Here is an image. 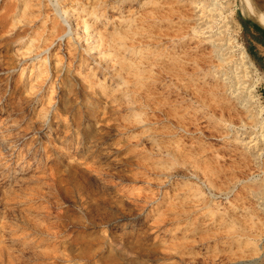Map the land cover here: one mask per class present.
Wrapping results in <instances>:
<instances>
[{
  "label": "rangeland",
  "instance_id": "obj_1",
  "mask_svg": "<svg viewBox=\"0 0 264 264\" xmlns=\"http://www.w3.org/2000/svg\"><path fill=\"white\" fill-rule=\"evenodd\" d=\"M7 1L0 264H264V140L240 96L264 118V74L243 2L204 8L225 16L207 28L194 0Z\"/></svg>",
  "mask_w": 264,
  "mask_h": 264
},
{
  "label": "bare ground",
  "instance_id": "obj_2",
  "mask_svg": "<svg viewBox=\"0 0 264 264\" xmlns=\"http://www.w3.org/2000/svg\"><path fill=\"white\" fill-rule=\"evenodd\" d=\"M12 1L13 0H8L7 1V3H8V5L9 4H11L12 3ZM28 1L29 0H19V2H20V5L22 4V6L20 7L19 5H18V12H20V11H22V12H24V10L27 8V6L29 5V3H28ZM32 1V0H31ZM52 1V4H53V6H54V8L57 10L56 12L58 13L59 12V9H58V7L59 6H61V3H62V1L63 0H51ZM101 1H103V4L105 5L106 3H105V0H90V3H92L93 5L95 4V5H99L100 4V2ZM137 1V0H136ZM206 1H208L206 4L204 3V1L203 0H194V9H196V11L198 12L197 13V15L199 16L198 17V24L201 26V25H205L204 27H207V28H209V27H211V26H213V24H212V22L214 21V20H216L217 18L216 17H219L220 15H222V13L219 15V16H215V14H214V16H213V14H206L205 12H204V8L205 9H208V10H215L216 12H218L217 10H219L220 9V11H221V9H225V8H227L228 7V5H229V3H230V1H225V5H223V1L222 0H205V2ZM242 2H243V4H244V6H245V11L247 12V13H249L251 16H253V17H255V19L258 21V22H260L262 25H264V12H256V11H258L259 10V5L257 4V3H254V1L252 2V0H241ZM30 2V1H29ZM37 3V1H35L34 2V4H36ZM51 3V2H50ZM31 4H33V2H31ZM177 5V4H176ZM174 6H175V4H174ZM178 7H181V6H179V5H177ZM37 10L38 11H44V8H41L40 7V5H38L37 7ZM229 8V7H228ZM35 10V9H34ZM15 11V8L14 7H11V8H9L8 7V12L10 13V12H14ZM31 11V10H30ZM66 11V10H65ZM195 11V12H196ZM5 6H0V21L1 20H4L5 18H7L8 17V15H10V14H5ZM204 12V14H205V16L206 17H203L202 16V13ZM209 12V11H208ZM211 12V11H210ZM245 12V13H246ZM189 13V12H188ZM224 13H226V12H224ZM226 14H229V13H226ZM58 15H59V13H58ZM217 15V14H216ZM61 16V15H60ZM223 17H225L224 15H222ZM227 16V15H226ZM61 17H63V16H61ZM221 17V16H220ZM227 18V17H226ZM225 18V19H226ZM61 19V18H60ZM92 19V18H91ZM221 19H222V17H221ZM228 20H229V17L227 18ZM38 20V19H37ZM61 20H63V21H65V18L64 19H61ZM224 20V19H223ZM218 21V20H217ZM221 21V20H220ZM225 21V20H224ZM35 22V21H34ZM66 23H67V21H65ZM229 22H230V20H229ZM36 23V22H35ZM219 23V21L218 22H216L215 24H218ZM222 23V22H221ZM224 23V22H223ZM227 23V22H226ZM230 23H232V22H230ZM48 24V23H47ZM84 24H85V27H87V26H89L88 25V23L86 22V21H84ZM228 24V23H227ZM227 24H225L226 26H227ZM64 25V24H63ZM232 25H234V24H232ZM231 25V26H232ZM191 26H193V25H191ZM199 26V27H200ZM216 26V25H215ZM226 26H224V27H226ZM229 26V25H228ZM226 27V28H229L230 27V29H231V26H229V27ZM185 27V26H184ZM68 29H69V32H70V28L69 27H67ZM230 29H227L228 31L230 30ZM196 30V29H195ZM207 30V29H206ZM224 29H222V25L221 24H218L217 25V28H216V31H215V33L216 34H218L219 35V37H217V41H215L214 40V42H213V44H214V46H215V51L219 54V58H220V60H226V59H228V57H229V59L230 60H232L233 58H231V53H228V55H226V53H227V47H228V45H226L229 41H228V39H230V42L232 43V40L233 39H235V38H233V36L231 37L228 33V35H226V36H229V37H226L225 35H224V33H222V31H223ZM232 30V29H231ZM234 30V29H233ZM68 31V30H67ZM66 30H65V32H63V33H66L67 32ZM170 32V31H169ZM231 32V31H230ZM63 33H61L60 34V36H62L63 35ZM68 33V32H67ZM202 33V32H201ZM26 34V33H25ZM194 34V33H193ZM198 34H199V32H198ZM22 36V35H21ZM59 36V35H58ZM57 36V37H58ZM72 37V36H71ZM231 37V38H230ZM233 38V39H232ZM25 39V38H24ZM71 39V38H70ZM73 39V38H72ZM232 39V40H231ZM24 41V40H23ZM230 42H229V44H230ZM230 47H231V45H229ZM203 50V49H202ZM230 50V49H229ZM228 50V51H229ZM239 50H241V51H239V52H241V54L242 55H240V57L242 58V56L244 57V60H245V62H246V66H247V64H248V66H250L251 65V61H250V59L248 60V54H247V52L244 50V48L243 47H241ZM198 53V52H197ZM234 53V52H233ZM238 55V56H239ZM235 57V56H234ZM237 58V57H236ZM203 59V58H202ZM239 59V58H238ZM239 60H243V58L242 59H239ZM244 60H243V62H244ZM233 61V66H232V71L234 72V81H233V83L235 84V83H239V84H241V80H240V75H244V73L242 72V74H240L239 75V71L237 70V61L235 60V59H233L232 60ZM44 63V62H43ZM40 64V63H39ZM45 64V63H44ZM240 64V63H239ZM43 66V65H42ZM48 66V65H47ZM94 66V65H93ZM169 66V65H168ZM242 66V65H241ZM244 66V65H243ZM32 67V66H31ZM44 67V66H43ZM63 67V66H62ZM215 67V66H214ZM239 65H238V69H239ZM251 67V66H250ZM46 68V67H45ZM44 68V69H45ZM187 68H188V66H187ZM243 68V67H242ZM31 69V68H30ZM248 69V68H247ZM251 69V68H250ZM42 70H43V68H42ZM219 71V74L220 75H227V71H226V69L225 68H221L220 70H218ZM242 71H243V69H242ZM247 71V70H246ZM250 71V70H249ZM44 72V71H43ZM42 72V73H43ZM46 72V71H45ZM104 72V71H103ZM245 72V71H244ZM59 73V72H58ZM241 73V72H240ZM246 74H247V72H245ZM35 74H36V72H35ZM52 74H53V72H52ZM103 75V74H102ZM39 77V76H38ZM59 77V76H58ZM57 77V78H58ZM245 77H246V75H245ZM244 77V78H245ZM222 78H224L223 76H222ZM39 79V78H38ZM55 79L56 78H54V82H55ZM226 79V78H225ZM246 80H248V79H246ZM166 81V80H165ZM239 81V82H238ZM231 82H232V80H231ZM245 82V81H244ZM246 83V82H245ZM245 83H243V86H244V84ZM48 85V84H47ZM52 85H53V83H51L50 84V87L52 88ZM237 85V84H236ZM242 85V84H241ZM240 85V86H241ZM205 86V85H204ZM238 86V85H237ZM229 87H231V91H232V87H233V84L231 83H229ZM235 88V87H234ZM247 88V87H246ZM241 89V88H240ZM244 90V89H243ZM247 91V90H246ZM193 92V91H192ZM227 92H229V91H227ZM240 92V91H239ZM245 92V91H244ZM248 93V92H247ZM249 95V94H248ZM248 95L247 94H245V93H243L242 92V94L240 93V96H242V107L244 108V112H246V114H247V117L249 118V120H248V122H250V125L252 126V129L253 130H256L254 133H255V135L258 137V138H260V139H262V140H264V132H263V128H262V126H263V123H264V118L263 117H261V109L262 108H255L253 105H252V102L253 101H251L252 99H250L249 97H250V95H249V97H248ZM247 96V97H246ZM50 97V96H49ZM208 97V96H207ZM223 103V102H222ZM221 103V104H222ZM226 105V104H225ZM254 108V110H253V108ZM246 119V118H245ZM224 122V121H223ZM247 122V123H248ZM250 126V127H251ZM264 127V126H263ZM235 128V127H234ZM229 129H230V126H229ZM246 132V131H245ZM230 133V132H229ZM239 135V134H238ZM225 136V135H224ZM236 138V137H235ZM241 138V137H240ZM252 139V138H251ZM255 139V138H254ZM253 139V140H254ZM257 140V139H256ZM248 141H250V140H248ZM260 141V140H259ZM251 143H252V140H251ZM264 143V142H263ZM243 145V144H242ZM258 145V144H257ZM256 145V146H257ZM251 149V148H250ZM261 149V148H260ZM251 151V150H250ZM253 155V154H252ZM261 159V158H260ZM251 160V159H250ZM247 161V160H246ZM253 165V164H252ZM264 165V164H263ZM261 167V166H260ZM264 167V166H263ZM262 167V168H263ZM262 170V169H261ZM259 171V170H258ZM24 172H26V171H23L22 173H24ZM261 172V171H260ZM259 172V173H260ZM264 172V171H263ZM257 175V174H256ZM250 176V175H249ZM248 176V177H249ZM264 177V176H263ZM245 181V180H244ZM260 185H261V183H260ZM259 186V185H258ZM261 191V190H260ZM262 192V191H261ZM254 196V195H253ZM264 200V199H263ZM263 200H262V202H263ZM262 202H261V204H262ZM259 205V204H258ZM261 217V216H260ZM259 217V218H260Z\"/></svg>",
  "mask_w": 264,
  "mask_h": 264
},
{
  "label": "crops",
  "instance_id": "obj_3",
  "mask_svg": "<svg viewBox=\"0 0 264 264\" xmlns=\"http://www.w3.org/2000/svg\"><path fill=\"white\" fill-rule=\"evenodd\" d=\"M256 2L259 5V10L256 12H264V0ZM239 11V25L245 38L246 49L247 51L249 50L248 53L264 74V25L249 13H242V4L239 7ZM260 95L264 97V83L260 86Z\"/></svg>",
  "mask_w": 264,
  "mask_h": 264
},
{
  "label": "trees",
  "instance_id": "obj_4",
  "mask_svg": "<svg viewBox=\"0 0 264 264\" xmlns=\"http://www.w3.org/2000/svg\"><path fill=\"white\" fill-rule=\"evenodd\" d=\"M248 52H249V50H248Z\"/></svg>",
  "mask_w": 264,
  "mask_h": 264
}]
</instances>
